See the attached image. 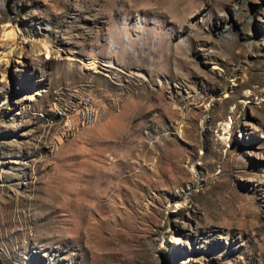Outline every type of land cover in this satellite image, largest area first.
Segmentation results:
<instances>
[{
    "label": "rangeland",
    "instance_id": "1",
    "mask_svg": "<svg viewBox=\"0 0 264 264\" xmlns=\"http://www.w3.org/2000/svg\"><path fill=\"white\" fill-rule=\"evenodd\" d=\"M6 25L0 264H264V0H0Z\"/></svg>",
    "mask_w": 264,
    "mask_h": 264
},
{
    "label": "bare ground",
    "instance_id": "2",
    "mask_svg": "<svg viewBox=\"0 0 264 264\" xmlns=\"http://www.w3.org/2000/svg\"><path fill=\"white\" fill-rule=\"evenodd\" d=\"M21 38L22 32L19 28L10 25L5 26L0 41V62L5 60L7 64H9L13 60L14 55L17 53V49L21 46ZM6 45H9V48L7 51H4L3 47ZM42 47L48 52V54L51 52V46L46 41L42 42ZM39 91L40 88H38L37 85H33L28 90V93L31 95V98H33L35 94L39 93Z\"/></svg>",
    "mask_w": 264,
    "mask_h": 264
},
{
    "label": "built area",
    "instance_id": "3",
    "mask_svg": "<svg viewBox=\"0 0 264 264\" xmlns=\"http://www.w3.org/2000/svg\"><path fill=\"white\" fill-rule=\"evenodd\" d=\"M59 111H61V109L59 108ZM95 113L94 110L92 108H84L83 109V114H82V119L85 122H91L93 117H94Z\"/></svg>",
    "mask_w": 264,
    "mask_h": 264
}]
</instances>
